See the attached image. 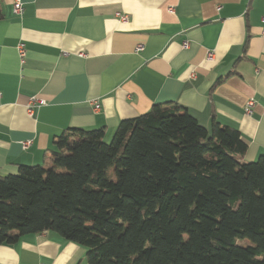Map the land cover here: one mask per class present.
Returning <instances> with one entry per match:
<instances>
[{
	"label": "crops",
	"instance_id": "crops-1",
	"mask_svg": "<svg viewBox=\"0 0 264 264\" xmlns=\"http://www.w3.org/2000/svg\"><path fill=\"white\" fill-rule=\"evenodd\" d=\"M20 1L15 15V0H0V176L52 166L69 129H104L111 141L121 121L168 103L208 130L237 129L246 162L264 154V0ZM34 98L45 104L30 115ZM0 264L89 263L84 248L43 232L0 245Z\"/></svg>",
	"mask_w": 264,
	"mask_h": 264
},
{
	"label": "trees",
	"instance_id": "trees-1",
	"mask_svg": "<svg viewBox=\"0 0 264 264\" xmlns=\"http://www.w3.org/2000/svg\"><path fill=\"white\" fill-rule=\"evenodd\" d=\"M105 135L69 129L52 166L0 176V245L54 232L89 264H264V154L243 160L237 129L168 103Z\"/></svg>",
	"mask_w": 264,
	"mask_h": 264
},
{
	"label": "built area",
	"instance_id": "built-area-1",
	"mask_svg": "<svg viewBox=\"0 0 264 264\" xmlns=\"http://www.w3.org/2000/svg\"><path fill=\"white\" fill-rule=\"evenodd\" d=\"M23 11H24V8H23L22 2L20 0H15L14 5H13V12H14V14L15 15H22L23 14ZM122 20L123 21H127L128 20V17L127 16H123L122 17ZM263 21H264V19H263ZM184 46L187 47L188 44L186 43ZM141 50H143V47L142 46H139L137 48V51H141ZM18 51H19V54H20V57H21V61L23 63V61H24V59L26 57V49L22 45H20L18 47ZM208 58L210 60H214V54L213 53H209L208 54ZM44 104H45V102L42 101V100H37L35 98L32 99L30 101L29 105H28V113L30 115H32L33 114V111H34L35 105H39L40 106V105H44ZM253 107H254V102L253 101H249V103L247 104V107H246V112L249 115L252 113ZM95 109H97V110L100 109V106L98 104H96V103H95Z\"/></svg>",
	"mask_w": 264,
	"mask_h": 264
},
{
	"label": "rangeland",
	"instance_id": "rangeland-1",
	"mask_svg": "<svg viewBox=\"0 0 264 264\" xmlns=\"http://www.w3.org/2000/svg\"><path fill=\"white\" fill-rule=\"evenodd\" d=\"M110 142V141H109ZM247 244H249V242L248 241H245L244 243H243V245H247Z\"/></svg>",
	"mask_w": 264,
	"mask_h": 264
}]
</instances>
